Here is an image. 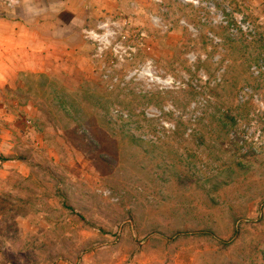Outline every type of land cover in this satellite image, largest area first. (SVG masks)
<instances>
[{
    "label": "rangeland",
    "instance_id": "rangeland-1",
    "mask_svg": "<svg viewBox=\"0 0 264 264\" xmlns=\"http://www.w3.org/2000/svg\"><path fill=\"white\" fill-rule=\"evenodd\" d=\"M80 16L34 72L0 0V264H264V0Z\"/></svg>",
    "mask_w": 264,
    "mask_h": 264
},
{
    "label": "crops",
    "instance_id": "crops-1",
    "mask_svg": "<svg viewBox=\"0 0 264 264\" xmlns=\"http://www.w3.org/2000/svg\"><path fill=\"white\" fill-rule=\"evenodd\" d=\"M32 10L33 20L18 25V32L26 55V68L34 72L46 71L49 66L39 68V62L67 61L73 54L72 38L80 32L81 0H23ZM65 15L67 17L65 18ZM55 18V20H53ZM57 47L55 49L54 47ZM37 55H41L38 59Z\"/></svg>",
    "mask_w": 264,
    "mask_h": 264
}]
</instances>
